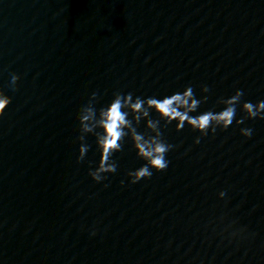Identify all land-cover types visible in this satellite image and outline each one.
I'll list each match as a JSON object with an SVG mask.
<instances>
[{"label": "water", "instance_id": "95a60500", "mask_svg": "<svg viewBox=\"0 0 264 264\" xmlns=\"http://www.w3.org/2000/svg\"><path fill=\"white\" fill-rule=\"evenodd\" d=\"M179 3L0 0V264H101L134 147L97 183L94 135L77 162L78 116L93 93L97 112L150 97Z\"/></svg>", "mask_w": 264, "mask_h": 264}, {"label": "clouds", "instance_id": "9594fccd", "mask_svg": "<svg viewBox=\"0 0 264 264\" xmlns=\"http://www.w3.org/2000/svg\"><path fill=\"white\" fill-rule=\"evenodd\" d=\"M19 80V75H12L11 85L14 90ZM208 91V87H203L204 93ZM97 96L98 93L92 94L89 103L81 108L78 116L81 146L77 160L78 163L85 160L90 149V145L86 142V136L94 135L101 159L95 170L90 168L89 175L97 183L107 179L106 174L116 173L117 164L113 156L123 150V144L127 139L131 140L138 158L145 161L142 167L128 173L131 184L134 185L141 180L151 179L153 170L156 172L166 171L170 163L166 157L174 145L169 144L163 137L162 122L164 127L175 122L177 131H182L187 125L194 131L201 133L202 137H207L210 129L215 134L218 128L227 130L234 121L240 125L244 123L245 119L255 120L259 118L264 120V101H260L256 105L251 102H244L242 111L246 113V116L236 119L237 106L243 97V92L239 90L231 98L219 101L220 104L225 105L222 111L218 113L207 111L198 116L191 114L196 112L202 103H206L208 97L204 96L202 100L196 99L191 86L182 93L177 92L163 98L142 99L136 97L133 99L131 93L127 96L117 93L110 105L99 109L98 112L93 103L97 100ZM11 103V97L0 90V118L4 116ZM153 110L158 114L159 119L151 117ZM141 121H146V131L143 133L138 132ZM241 134L245 138H251L253 130L245 128L241 130ZM200 140L201 137H198L195 143L199 144ZM224 195V192L220 193L221 197ZM243 231V229L240 230L241 233Z\"/></svg>", "mask_w": 264, "mask_h": 264}]
</instances>
